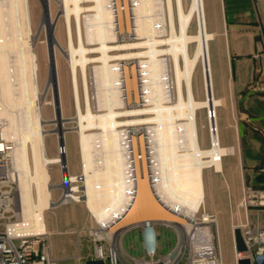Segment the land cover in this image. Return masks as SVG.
I'll use <instances>...</instances> for the list:
<instances>
[{
	"label": "bare ground",
	"instance_id": "6f19581e",
	"mask_svg": "<svg viewBox=\"0 0 264 264\" xmlns=\"http://www.w3.org/2000/svg\"><path fill=\"white\" fill-rule=\"evenodd\" d=\"M51 1L46 0V16L38 22L53 30V16L47 13ZM57 1V16L63 18L66 33L64 52L81 162L80 180L68 172L65 182L57 183L59 189L68 186V193H60L58 199L83 200L91 216L100 221L119 214L113 228L177 221L164 205L195 211L203 202L202 169L213 166L221 171L222 156L231 153L219 145L216 107L220 100L212 93L203 0ZM194 19L196 28L190 32ZM124 35L127 41H122ZM140 38L144 40L135 41ZM33 39L29 0H0V105L9 119L6 137L14 144L22 217L40 229L43 209L53 207L49 166L56 164L60 171V163H66L68 171V157L66 151L59 155L58 147L54 156L46 154L44 136L49 130L44 126L57 124L59 129L65 118L59 109L57 78L54 83L46 79L42 88L38 84ZM46 46L56 70L59 44L51 38ZM139 46L145 49L130 51ZM199 64L205 96L197 100L192 78ZM47 89L56 90V101L52 96L48 103L53 111L58 107L59 115L46 120L41 104ZM200 109L207 113L211 144L207 149L198 143L196 111ZM55 138L65 146L62 130L55 131ZM137 142L141 148L147 145L151 170L143 164L140 171L135 160L132 181L127 146L131 143L135 151Z\"/></svg>",
	"mask_w": 264,
	"mask_h": 264
},
{
	"label": "rangeland",
	"instance_id": "374dc122",
	"mask_svg": "<svg viewBox=\"0 0 264 264\" xmlns=\"http://www.w3.org/2000/svg\"><path fill=\"white\" fill-rule=\"evenodd\" d=\"M183 1L184 3L187 2V0ZM203 3L206 30L210 33L208 44L212 39V32L218 35L215 41L211 42L209 46L213 75L216 78V76L218 77V75H221L220 73L222 71L220 69V60L217 58L219 52L217 47L218 39L227 38V40H229V38H232V45H234V48H232L233 51L229 48L230 57H235L234 60L237 62V68L242 69V79L247 82V86H245L243 90L235 91L232 94L230 103H223V105L218 108V120L221 133L227 134L229 132L222 126L223 120L225 119V117L223 119V115L225 111H227L229 117L226 122L227 126L230 125L232 128L235 127L239 133L247 135L244 145L242 147L239 145L234 146L233 155L227 156L231 158V160L227 157H222L221 162L227 182L224 180L223 172L215 171L213 166L205 167L201 172L203 189L202 204L205 203L206 208L208 205L213 206L217 217L219 244L223 263L232 264L233 240L230 226L231 222L235 223L236 221H240L241 218L243 220L244 214L241 211L240 216L234 215L230 217L229 202H234L240 209H244L243 206L245 203L251 220L256 219L258 214V218L261 217L260 225H264V204H258L259 193L264 195V96L258 95V93L264 92V72L261 70V65L264 64V46L259 28L257 25L254 26L256 21L252 18V0H203ZM85 4L89 5V2ZM258 10L264 22V9L259 4ZM47 11L49 16H53L55 22V27L53 29L54 38L59 44V47L63 49V51H61L57 46L55 49V71L57 81H59V88L57 87V90H59L58 96L60 95L62 102V108L59 107V109L60 113H63L65 118L63 122H60L59 129H61L65 135L64 144L68 157V172L69 174L78 176L81 174L80 152L78 147V135L74 129L75 121L73 117L75 114L70 87L71 81L64 52L66 47L65 27L63 18L56 15V12L60 11V4L58 1L52 0L50 9ZM29 13L30 22L33 27L34 50L37 56V80L40 88H42L46 83L48 56L45 27H40V23L38 22L40 16H45L42 15L43 9L39 0H29ZM195 28L196 19L192 20L189 31L194 32ZM141 39L144 40L140 38L135 41H142ZM124 40L127 41L126 35H124L122 41ZM91 47L93 46L91 45ZM144 49L145 47L139 46L135 50L130 51ZM126 51H129V49L123 52ZM96 55L98 54H89V56ZM95 64L99 63L96 62ZM95 64L91 63V66ZM234 70L231 62L230 75L224 77L225 82L227 81L226 90H229V92H232L233 84L236 81ZM56 84L58 86V83ZM192 86L195 99L200 100L204 98L205 92L203 89L202 68L200 64L197 65L193 74ZM43 93L41 104L42 118L46 120L52 119L55 117V112L53 111L52 105L48 103V100L53 99L52 90L47 89ZM196 125L200 142L204 141V139L206 140V134L208 137L209 130L207 113L205 110L200 109L196 111ZM44 127L49 130L44 136L46 154L48 156H54L56 154L57 143L53 129H56L57 124L50 123ZM89 131L96 132L97 130L91 129ZM209 147V142L207 141L206 145L201 148ZM48 172L50 175V183H53L51 185V193L54 202L61 193L57 185H54L60 181L61 174L56 164L50 165ZM77 184H80V181H78ZM228 188H230V192ZM250 191H257V193H254V196ZM79 202L80 203L76 204L75 207L80 211H88L86 212L87 224L76 231L78 235L75 232V234L79 236L77 239H80L79 246L83 253L89 251L90 244L84 237V233H82V229L89 228V210L83 200ZM71 203L74 204L75 202ZM154 203L156 204V201H154ZM51 208L46 210L44 214L45 222L50 226H54L55 224L60 225L61 217L66 210L65 206L59 205L54 209ZM249 209H253V211H249ZM155 229L159 245L162 239H164L166 246H169V243H171L170 237L165 235L164 231L162 234V228L156 227ZM163 235L164 237H162ZM69 238H72L73 241L71 242ZM74 238L73 234L70 235L67 233H53L50 236L51 250L58 256V264H81V261H75L72 258V255L78 252V244ZM167 241L170 242L167 244ZM123 244L125 250L130 254L136 255L142 259L148 258L142 245L141 230L139 228L126 233ZM166 249L165 247L164 249L162 248V250L158 249L154 258L161 256Z\"/></svg>",
	"mask_w": 264,
	"mask_h": 264
},
{
	"label": "built area",
	"instance_id": "2783aa9c",
	"mask_svg": "<svg viewBox=\"0 0 264 264\" xmlns=\"http://www.w3.org/2000/svg\"><path fill=\"white\" fill-rule=\"evenodd\" d=\"M48 3L49 0H47ZM261 70L264 72V64L261 65ZM3 111L4 108L0 105V264H58L51 251L50 234L45 229L43 217L40 229L34 228L22 217L18 172L14 167L12 154L14 144L6 137L9 119ZM57 147L59 155L65 153V146L58 141ZM126 157L130 169L129 177L132 181H135L136 178L135 160L140 171L143 164L151 170V153L147 145L141 148L137 142L136 149L133 151L131 143L128 144ZM59 167L62 184L66 180L62 176L63 171H66L68 175L67 165L61 162ZM148 177L150 185L153 186L151 172ZM60 191L63 195L68 193V191L63 192L62 188ZM250 192L252 195L257 193V191ZM259 194L258 204L263 205L264 195ZM162 204L163 202H161ZM243 207L244 219L235 223L231 222L230 227L232 240L234 229L240 230L246 249L237 252L233 242L232 264H238L240 259H247L248 264H264V227L251 224L247 217L245 203ZM164 208L173 213L178 220L150 221L155 231V247L149 251L145 249L142 241L145 254L148 256L147 259L130 254L125 250L123 244L126 233L133 229L141 230L142 223L135 222L113 228L119 214L111 215L102 221L93 218L94 225L82 229L84 237L91 246L90 258L99 259L103 264H224L215 213L205 210L202 205L193 212L171 210L166 205ZM44 211L45 209H43V213ZM156 227L162 228V234L164 231L165 235L170 237L169 246H166L164 239L159 245ZM76 233L78 235V232ZM170 241H167V244ZM164 247L167 248L165 252L154 258L158 249L162 250Z\"/></svg>",
	"mask_w": 264,
	"mask_h": 264
},
{
	"label": "crops",
	"instance_id": "0c3cea01",
	"mask_svg": "<svg viewBox=\"0 0 264 264\" xmlns=\"http://www.w3.org/2000/svg\"><path fill=\"white\" fill-rule=\"evenodd\" d=\"M258 4L261 5L264 9V0H252V14H253L252 18L254 21H256L254 26L257 25V27L259 28V32H260V35L262 38V43L264 46V22L262 21L260 11L258 10ZM217 28H218V26H217ZM212 35H213L212 39L209 41V44H208L211 82H212V93H213V97L220 100V105L218 107H216V119H217V126H218L217 131H218V137H219V145L221 147H224L226 149L231 150V153L222 156V157H227V156L233 155L234 146L239 145L240 147H242L244 145V142L246 141L247 135L243 134V133H239V131L235 127L232 128V126H230V125L227 126L226 122L229 119L227 111H225V114L223 115V119L225 117V119H224L225 121L223 120L222 126L224 127L225 130H227L229 132L227 134H225L223 132L221 133L220 132V124H219V120H218V117H219L218 108L221 107L223 105V103H230L231 98H232V94L235 91L243 90V88L245 86H247V82L242 79V72H241L242 69L237 68L238 67L237 62L234 60L235 57H233V56L230 57L229 48H231L232 51H233L232 48H234V45H232V43H233L232 38H229V40H227V38L222 39V38L218 37L219 39L217 41V47H218L219 52L217 54V58L220 60V69L222 71L220 73L221 75H218V77L216 76V78H215V76L212 73V59L210 56V47L209 46H210L211 42L215 41V39L218 35H215L213 32H212ZM231 62H232L233 67L235 69L234 75H235L236 81L233 84L232 92H229V90L228 91L226 90L227 89L226 88V84H227L226 82L227 81L225 82L224 77L226 75H230ZM258 95L264 96V92L258 93ZM241 137H242V139H241ZM207 141L209 142V146H210L211 144H210V140H209V134H208V137L206 134V140L204 139V141H201V142L199 140V135H198V143H199L200 148L204 147L206 145ZM202 149H207V148H202ZM227 158H229V157H227ZM229 160H231V158H229ZM221 161H222V158H221ZM221 171L223 172L222 162H221ZM223 175H224V172H223ZM223 177H224L225 182H227L225 175ZM54 185H57V183H55ZM228 189L230 192V188H228ZM59 196H60V194L57 196V198L55 200H57L59 198ZM71 202H73V201L61 202L59 204V205L65 206V208H66V210L64 211V215L61 217L60 225L55 224L54 226H50L47 222H45V220H44V225H45L47 232H49L50 236L53 233H67L70 235L73 234L75 237L74 239L76 240V242L78 244V252L76 254H73L72 258L75 261H81V264H84V261L86 259L90 258L91 246L89 244V251L82 253L80 250V246H79L80 239H77V238H79V236H77L75 234V232L87 224V217H86L87 213L86 212H88V211H84V210L80 211L75 207L76 204H79L80 202H75L74 204H72ZM232 203L229 202V204H228L229 211H230V217L234 216V215L240 216L241 211L244 214V209H240L234 202H232ZM59 205H57V206H59ZM57 206H53L51 209H54ZM202 206L205 210L215 213L213 206L208 205V207L206 208L205 203H203ZM246 211H247L248 220L250 221L251 224H257L259 226L264 227V225H260V222H261L260 218L261 217L258 218V214H257V218L254 220L252 219L253 220L252 221L251 218L249 217L248 210H246ZM249 211H253V209H249ZM45 212L46 211H44L43 216H44ZM90 213L91 212L89 211V227L91 225H93V219H92ZM243 219H244V215H243ZM231 220H233V219H231ZM240 220H242V218ZM69 239L71 242L73 241L72 238H69ZM52 254L57 259V263H58V256H56L54 254V252Z\"/></svg>",
	"mask_w": 264,
	"mask_h": 264
},
{
	"label": "water",
	"instance_id": "95a60500",
	"mask_svg": "<svg viewBox=\"0 0 264 264\" xmlns=\"http://www.w3.org/2000/svg\"><path fill=\"white\" fill-rule=\"evenodd\" d=\"M41 3V7L43 9V15L46 16V9H45V3L46 0H39ZM59 11L56 12V15H58ZM56 18V17H55ZM41 27V25H39ZM45 39L48 43V45L50 44L51 38H54V34H53V30L51 27H45ZM58 44V43H57ZM50 48V47H49ZM48 73H47V82L51 81L52 83H54V80L56 78V74H55V68H54V60L52 58V52H49L48 50ZM53 98L57 99V93L56 90L53 89ZM207 98H209L211 100V92L209 90V96L207 95ZM59 115V110L58 107H55V117H57ZM60 133L61 130L60 129H54V132ZM61 144V143H60ZM67 175L66 171H63L62 176L65 178ZM79 180L81 179V176L78 175ZM63 192L68 190V186L63 185L62 187ZM61 203V201L59 199H57L56 201L52 202L51 205L52 206H57ZM141 231H142V241H143V245L145 247V249L152 251L155 247V231L153 228V225L151 224L150 221H144L142 223L141 226ZM233 242H234V246H235V250L237 252H242L245 251L246 247L244 245L240 230L238 228L234 229L233 231ZM84 264H103V262L99 259H93V258H88L84 261ZM238 264H248V260L247 259H240L238 261Z\"/></svg>",
	"mask_w": 264,
	"mask_h": 264
},
{
	"label": "trees",
	"instance_id": "16d2710c",
	"mask_svg": "<svg viewBox=\"0 0 264 264\" xmlns=\"http://www.w3.org/2000/svg\"><path fill=\"white\" fill-rule=\"evenodd\" d=\"M241 139H242V137H241Z\"/></svg>",
	"mask_w": 264,
	"mask_h": 264
}]
</instances>
